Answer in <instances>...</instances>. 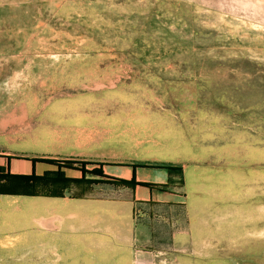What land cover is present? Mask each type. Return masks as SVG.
Wrapping results in <instances>:
<instances>
[{
  "label": "rangeland",
  "instance_id": "rangeland-1",
  "mask_svg": "<svg viewBox=\"0 0 264 264\" xmlns=\"http://www.w3.org/2000/svg\"><path fill=\"white\" fill-rule=\"evenodd\" d=\"M0 27L23 43L0 97L35 93L59 155L33 181L0 175V205L135 204L132 226L103 218L65 246L0 220V264H264V0H0ZM104 164L139 177L94 182Z\"/></svg>",
  "mask_w": 264,
  "mask_h": 264
},
{
  "label": "crops",
  "instance_id": "crops-1",
  "mask_svg": "<svg viewBox=\"0 0 264 264\" xmlns=\"http://www.w3.org/2000/svg\"><path fill=\"white\" fill-rule=\"evenodd\" d=\"M22 46L20 32L17 34L13 32L9 36L5 28L0 27V62H6V60L21 61ZM0 67L1 84L5 81V73L3 74L5 64L0 65ZM15 72L13 69V77L16 76ZM12 90L11 95L0 97V167L2 168H0V175H14L18 177L20 182L24 183L32 174L40 176L57 169L53 164L40 161V158L59 155L43 152L40 144H38V140L47 141L56 140L57 138L50 127H44L49 121L38 119L37 95L30 93L29 97L23 99L20 91L16 95L15 85H13ZM159 154L162 155L163 152ZM102 169L105 174L113 177L129 178L131 174H136L139 177L140 173V168L136 166L104 164ZM155 179H158L157 174H150L148 177L150 181ZM159 179L162 181L167 180L162 175L159 176ZM5 183V181L0 182V189H6ZM166 193L169 195H167L168 197L173 198L170 195H174L176 200H180V197H177L180 196L179 194ZM3 197L4 195L0 194V200ZM155 199V191L140 186L137 187L136 202ZM134 205L133 201L124 202V204L118 206L114 201L101 203L99 199L71 201L67 197L30 196L28 206L7 207L0 205V220L6 222L4 226H8V224L13 226V220H17L16 224L28 220L30 223V242L36 246L39 244L65 246L70 245V241H73L72 244L79 243L81 241L79 235L81 231L86 239H91V235L86 233V229L99 224L103 218L109 222L107 224L108 228H113V224L115 226L117 224L125 227L132 226ZM71 230L77 232L71 234ZM22 237L19 239L22 240ZM108 237L110 238V235Z\"/></svg>",
  "mask_w": 264,
  "mask_h": 264
},
{
  "label": "trees",
  "instance_id": "trees-1",
  "mask_svg": "<svg viewBox=\"0 0 264 264\" xmlns=\"http://www.w3.org/2000/svg\"><path fill=\"white\" fill-rule=\"evenodd\" d=\"M40 161H44V162H49V163H55L54 160L52 159H46V158H41ZM83 169V168H81ZM85 171V169H83ZM86 172V171H85ZM92 173L96 174L99 176V178H97L96 180H94V182H99V183H112V184H124L127 185L128 183H131L132 181H128L126 179H120L117 177H113V176H109L107 174H105L102 170H95ZM9 175V174H7ZM9 176H14V175H9ZM41 178L39 176H36L35 174L29 176L27 179H30L31 181H33V179H38ZM138 185H144V183L142 182H136Z\"/></svg>",
  "mask_w": 264,
  "mask_h": 264
},
{
  "label": "bare ground",
  "instance_id": "bare-ground-1",
  "mask_svg": "<svg viewBox=\"0 0 264 264\" xmlns=\"http://www.w3.org/2000/svg\"><path fill=\"white\" fill-rule=\"evenodd\" d=\"M161 153V152H160ZM175 154V153H174ZM171 155V154H170Z\"/></svg>",
  "mask_w": 264,
  "mask_h": 264
}]
</instances>
